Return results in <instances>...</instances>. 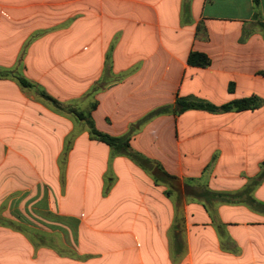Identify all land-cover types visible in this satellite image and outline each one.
<instances>
[{"label": "crops", "instance_id": "1", "mask_svg": "<svg viewBox=\"0 0 264 264\" xmlns=\"http://www.w3.org/2000/svg\"><path fill=\"white\" fill-rule=\"evenodd\" d=\"M263 174L264 0H0V264H264Z\"/></svg>", "mask_w": 264, "mask_h": 264}, {"label": "trees", "instance_id": "2", "mask_svg": "<svg viewBox=\"0 0 264 264\" xmlns=\"http://www.w3.org/2000/svg\"><path fill=\"white\" fill-rule=\"evenodd\" d=\"M189 63L192 66H197V67H202V68H206L208 66H210L211 64V60L210 58L205 55V54H201V53H192L190 58H189ZM19 81L21 82V84L27 88L32 87L31 84L29 82H27L25 79L20 78ZM46 99L50 100L52 103H54L56 106H59L58 102L53 100L52 98L45 96ZM259 100L258 99H243V100H239V101H234L232 103H229L227 105L221 106V107H216L213 106L211 104L208 103H201V102H194L191 100H182L179 102V106L181 111H186L189 109H200V110H207L213 113H225V112H231V111H245V110H252V109H256L257 107H259ZM80 118L84 119L85 117L81 114H78ZM90 126H91V133L92 135L100 140L101 142L107 144L108 146H110L111 148H113L115 151L118 152H124L127 153L129 156H133V151H131V147L129 144L130 141V137L129 136H124V137H120V138H114L111 137L109 135L106 134H102L100 132H98L93 123L89 122ZM145 161V160H142ZM264 175V174H263ZM168 178H170L171 180H175L174 177L168 176L166 175Z\"/></svg>", "mask_w": 264, "mask_h": 264}]
</instances>
